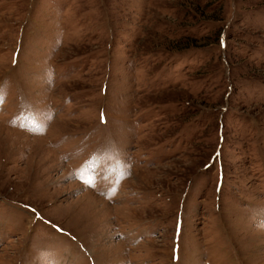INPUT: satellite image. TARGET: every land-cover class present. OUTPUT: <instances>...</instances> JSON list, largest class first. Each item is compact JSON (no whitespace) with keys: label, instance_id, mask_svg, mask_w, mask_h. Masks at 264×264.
<instances>
[{"label":"rangeland","instance_id":"obj_1","mask_svg":"<svg viewBox=\"0 0 264 264\" xmlns=\"http://www.w3.org/2000/svg\"><path fill=\"white\" fill-rule=\"evenodd\" d=\"M262 220L264 0H0V264H264Z\"/></svg>","mask_w":264,"mask_h":264},{"label":"snow or ice","instance_id":"obj_2","mask_svg":"<svg viewBox=\"0 0 264 264\" xmlns=\"http://www.w3.org/2000/svg\"><path fill=\"white\" fill-rule=\"evenodd\" d=\"M51 76H52V74L49 73V80H50V81H51ZM128 174H129V173H128L126 167H122V168H121V171H120V179L122 180L123 178H126ZM89 186H92V185L89 184ZM114 193H115V190H114V192H113L112 194H114ZM109 198H111V197L109 196ZM58 230H59V229H58ZM61 231H62V230H61Z\"/></svg>","mask_w":264,"mask_h":264},{"label":"clouds","instance_id":"obj_3","mask_svg":"<svg viewBox=\"0 0 264 264\" xmlns=\"http://www.w3.org/2000/svg\"><path fill=\"white\" fill-rule=\"evenodd\" d=\"M260 226H261V227H264V220H262V221L260 222Z\"/></svg>","mask_w":264,"mask_h":264}]
</instances>
